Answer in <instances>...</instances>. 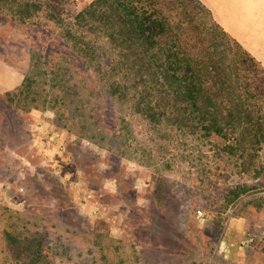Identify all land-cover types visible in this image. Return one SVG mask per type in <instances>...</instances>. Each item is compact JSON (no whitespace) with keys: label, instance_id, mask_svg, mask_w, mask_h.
Masks as SVG:
<instances>
[{"label":"rangeland","instance_id":"obj_1","mask_svg":"<svg viewBox=\"0 0 264 264\" xmlns=\"http://www.w3.org/2000/svg\"><path fill=\"white\" fill-rule=\"evenodd\" d=\"M45 13L35 25L0 16V59L33 89L48 85L40 67L67 68L88 104L75 110L53 87L46 103L22 104L26 112L0 94V264H264V247L243 245L234 260L223 242L238 217L246 238L262 234L264 187L235 173L217 137L154 126L101 92L95 65L76 58ZM244 183L248 192L225 209L226 193Z\"/></svg>","mask_w":264,"mask_h":264},{"label":"trees","instance_id":"obj_2","mask_svg":"<svg viewBox=\"0 0 264 264\" xmlns=\"http://www.w3.org/2000/svg\"><path fill=\"white\" fill-rule=\"evenodd\" d=\"M69 5L70 0H0V16L35 25L46 12L76 58L95 65L103 81L101 92L128 103L154 126L167 124L190 135L217 137L218 151L235 173L254 176L255 185L264 187L259 175L264 170V87L257 76L264 68L214 21L200 0H92L77 11ZM31 55L40 67L42 55ZM40 69L47 88L57 87L60 99L66 98L62 101L76 103L75 110L88 104L69 83L67 68ZM35 84L24 75L20 86L3 95L27 112L30 108L22 106L26 101H49L45 83L33 89ZM248 188L247 183L232 187L225 209ZM263 233H254L247 245L264 247ZM245 236L250 237L248 232ZM30 262L36 264L37 259Z\"/></svg>","mask_w":264,"mask_h":264},{"label":"crops","instance_id":"obj_3","mask_svg":"<svg viewBox=\"0 0 264 264\" xmlns=\"http://www.w3.org/2000/svg\"><path fill=\"white\" fill-rule=\"evenodd\" d=\"M214 21L264 68V0H200ZM23 74L0 59V94L21 85ZM244 218L229 221L224 235L225 254L238 260L245 250Z\"/></svg>","mask_w":264,"mask_h":264},{"label":"built area","instance_id":"obj_4","mask_svg":"<svg viewBox=\"0 0 264 264\" xmlns=\"http://www.w3.org/2000/svg\"><path fill=\"white\" fill-rule=\"evenodd\" d=\"M201 213V212H200ZM253 238H246V240L242 243L243 245H247L248 243L252 242Z\"/></svg>","mask_w":264,"mask_h":264}]
</instances>
